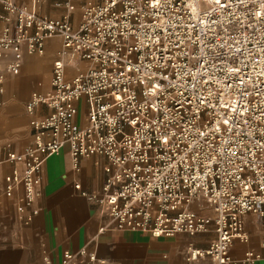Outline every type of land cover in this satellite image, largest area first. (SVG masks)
I'll list each match as a JSON object with an SVG mask.
<instances>
[{
	"label": "built area",
	"instance_id": "obj_1",
	"mask_svg": "<svg viewBox=\"0 0 264 264\" xmlns=\"http://www.w3.org/2000/svg\"><path fill=\"white\" fill-rule=\"evenodd\" d=\"M29 1L0 0L16 15L14 33L0 34V92L25 52L42 53L56 35L62 49L51 89L26 103L33 140L8 153L23 171L5 175V194L22 185L32 204L44 161L66 145L76 167L80 156L107 158L102 190L90 197L108 204L115 228L154 236L212 230L214 239L189 247L187 260L260 258H234L231 246L247 239V213L264 227V0H84L78 27ZM74 55L91 65L67 75L64 58ZM41 104L50 110L37 117Z\"/></svg>",
	"mask_w": 264,
	"mask_h": 264
},
{
	"label": "crops",
	"instance_id": "obj_2",
	"mask_svg": "<svg viewBox=\"0 0 264 264\" xmlns=\"http://www.w3.org/2000/svg\"><path fill=\"white\" fill-rule=\"evenodd\" d=\"M14 1L19 5L30 2ZM83 1L71 0L70 8L65 0H42L37 11L51 18L67 15L70 23L78 27ZM15 20V13L0 5V34L6 28L13 34ZM44 43L42 53H24L19 72L5 75L0 92V264H208L207 255L195 260H187L186 255L189 247H207L215 231L154 236L115 228L108 204L90 197L101 192L104 185L107 158L103 155L80 156L76 167L65 145L59 154L44 161L41 184L32 204H25L22 185L16 186L12 195L5 194V175L15 167L23 171L19 162L9 160L8 153L24 151L33 140L26 103L32 93L51 89L53 64L62 49L58 35ZM64 59L67 75L91 65L77 55ZM77 103L80 121L85 123L84 101ZM49 110L41 104L34 113L41 117ZM243 230L247 239L233 241L232 256L239 259L245 252L254 251L261 257L253 264H264V227L257 214L244 215ZM81 249L83 253H79ZM65 251L73 253V257L67 259ZM90 256L94 259L90 260Z\"/></svg>",
	"mask_w": 264,
	"mask_h": 264
},
{
	"label": "rangeland",
	"instance_id": "obj_3",
	"mask_svg": "<svg viewBox=\"0 0 264 264\" xmlns=\"http://www.w3.org/2000/svg\"><path fill=\"white\" fill-rule=\"evenodd\" d=\"M77 112L78 113L76 115L78 117V121L80 122V116L79 115H80L81 112L79 110H77ZM192 207H195V204H192Z\"/></svg>",
	"mask_w": 264,
	"mask_h": 264
}]
</instances>
